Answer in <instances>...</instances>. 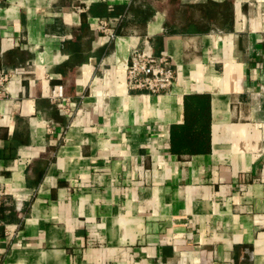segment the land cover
Returning <instances> with one entry per match:
<instances>
[{
  "label": "crops",
  "instance_id": "obj_1",
  "mask_svg": "<svg viewBox=\"0 0 264 264\" xmlns=\"http://www.w3.org/2000/svg\"><path fill=\"white\" fill-rule=\"evenodd\" d=\"M77 4L0 0V264H264V0ZM137 47L171 93L128 90ZM192 94L211 149L174 154Z\"/></svg>",
  "mask_w": 264,
  "mask_h": 264
},
{
  "label": "built area",
  "instance_id": "obj_2",
  "mask_svg": "<svg viewBox=\"0 0 264 264\" xmlns=\"http://www.w3.org/2000/svg\"><path fill=\"white\" fill-rule=\"evenodd\" d=\"M91 0H77L74 9L83 13L89 9ZM107 1V0H102ZM99 31L110 40H115L116 33L108 19H101ZM126 66V84L132 92H143L150 95L169 94L177 79V71L174 63L167 54L154 55L146 48L137 47L130 53ZM13 71L0 70V99L4 96L5 85L13 79ZM52 98L58 102V106L67 110L71 102L65 98L63 86L53 89ZM66 100V103L64 102ZM2 195H0V203Z\"/></svg>",
  "mask_w": 264,
  "mask_h": 264
},
{
  "label": "trees",
  "instance_id": "obj_3",
  "mask_svg": "<svg viewBox=\"0 0 264 264\" xmlns=\"http://www.w3.org/2000/svg\"><path fill=\"white\" fill-rule=\"evenodd\" d=\"M211 97L192 94L185 98V123L171 132L172 152L202 154L211 149Z\"/></svg>",
  "mask_w": 264,
  "mask_h": 264
}]
</instances>
